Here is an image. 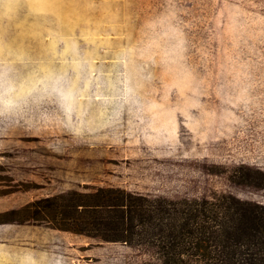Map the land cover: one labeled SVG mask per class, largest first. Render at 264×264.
Masks as SVG:
<instances>
[{
  "label": "rangeland",
  "instance_id": "1",
  "mask_svg": "<svg viewBox=\"0 0 264 264\" xmlns=\"http://www.w3.org/2000/svg\"><path fill=\"white\" fill-rule=\"evenodd\" d=\"M252 177L264 0H0V264H151L34 202L114 185L264 204Z\"/></svg>",
  "mask_w": 264,
  "mask_h": 264
},
{
  "label": "trees",
  "instance_id": "2",
  "mask_svg": "<svg viewBox=\"0 0 264 264\" xmlns=\"http://www.w3.org/2000/svg\"><path fill=\"white\" fill-rule=\"evenodd\" d=\"M252 184L264 187L259 177H252ZM33 205H39L33 218L55 228L149 246L147 263L264 264V204L232 193L168 197L93 186Z\"/></svg>",
  "mask_w": 264,
  "mask_h": 264
}]
</instances>
